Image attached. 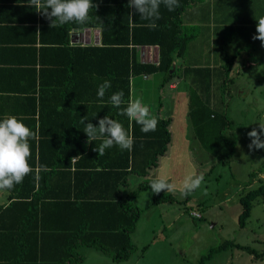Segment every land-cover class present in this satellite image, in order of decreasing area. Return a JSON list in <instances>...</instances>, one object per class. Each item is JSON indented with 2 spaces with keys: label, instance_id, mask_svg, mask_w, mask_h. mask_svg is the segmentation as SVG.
<instances>
[{
  "label": "crops",
  "instance_id": "obj_1",
  "mask_svg": "<svg viewBox=\"0 0 264 264\" xmlns=\"http://www.w3.org/2000/svg\"><path fill=\"white\" fill-rule=\"evenodd\" d=\"M185 1L179 0V4ZM128 2L93 0L86 23H57L52 28L51 22L29 7L27 0H0V119L14 115L35 133L29 141V163L34 166L37 189L40 184L45 202L72 195L80 179L77 169H88L82 163L93 161H85L80 152L82 148L87 152L99 140L86 146L85 124L81 123L86 117V122L98 125L100 117L97 108L90 105L93 102L83 99L94 100L97 93V57L95 52L87 54V50L102 47L103 36L116 48L128 43L129 14L134 11ZM177 9L169 11L162 4L159 20L173 19ZM260 16H264V0H191L179 14L183 35L189 40L183 55L175 53L176 67L172 71V66L170 73L176 71L177 76L169 82L160 72L131 78V99H140L155 117L160 114L173 119L169 151L150 179L163 174L179 187L186 175L206 174L210 171L206 166L216 164L194 134L188 115L191 77L187 78L186 70L211 69V84L221 82L224 66L232 61L233 73L234 67L245 61L240 58L241 52L260 42L252 39L256 34L255 18ZM136 18L145 21L139 14ZM136 57L141 64L159 65L160 48L137 46ZM119 60L123 71V55ZM254 64L251 60L246 65ZM161 100L163 107L159 109L157 103ZM41 166H47V170H40ZM132 178L137 185L142 181ZM6 192V201L0 203V264H51L49 247L44 245V259L38 249L40 241L36 239H40L41 229L29 222L27 208L12 204ZM164 193L182 194L179 190ZM4 197L0 192V198ZM55 224L64 223L58 220Z\"/></svg>",
  "mask_w": 264,
  "mask_h": 264
},
{
  "label": "trees",
  "instance_id": "obj_2",
  "mask_svg": "<svg viewBox=\"0 0 264 264\" xmlns=\"http://www.w3.org/2000/svg\"><path fill=\"white\" fill-rule=\"evenodd\" d=\"M189 3L191 0L179 4L173 19L155 21L157 25L155 28L149 26V21L142 22L134 15L130 20L128 43L124 46L116 48L110 39L103 36L102 47L87 50V54L95 52L97 57V89L104 80L111 81L112 85L102 99L97 97V93L94 100L83 98L93 102L90 105L97 108L99 119L103 115H108L122 124L120 113L131 98V78L160 72L164 74L165 82H169L177 76L176 71L170 73L175 53L183 55L186 42L189 40L183 35L179 14ZM143 45L159 46V65L138 62L136 47ZM84 53L86 52L83 51ZM120 55H123V71ZM231 63L223 68L222 86L226 93L227 86L233 80L230 78ZM186 71L187 78L191 77L188 115L194 134L202 148L213 156L216 162L207 173L210 174L217 164H227L236 152L235 144L226 135L230 120L226 111L212 106V96L209 95L212 91L213 79L211 69L188 68ZM86 73L89 75L88 68ZM118 91L124 93V104L120 108L114 107L109 99ZM162 104L161 100L159 109L163 107ZM156 118L158 120L156 130L144 133L139 124L123 115V126L134 140L130 151L113 146L106 149L104 155L99 156L94 148L99 146L101 140L94 142L93 147L87 152L82 148L80 152L85 157V161H93L91 164L82 163V167L88 169H77L80 179L75 185L74 193L66 199L45 202L40 184L37 189L38 182L34 172L30 173L32 177H25L22 183L8 190L10 200L14 201L12 204L25 206L29 214H26L29 222H33L36 229H41V237L36 239V242L40 241L38 249L43 259L44 245L52 252V259L48 260L51 264H82L85 258L78 251L82 247L94 248L115 262H125L131 258L136 250L132 235L137 229L142 213L141 209L134 205L137 194L151 189L150 183L153 179L149 177L160 166L161 158L167 155L172 140L173 119L160 114ZM132 177L142 179L134 191L130 190ZM127 188L128 192H126ZM186 196L188 200L189 196ZM262 196H264V183L240 196L242 212L239 216V226L241 228L247 226L253 203ZM176 199L173 194L164 192L154 194L156 204L172 202ZM58 220H63L64 224L56 225ZM16 240L19 242V238ZM229 249H238L253 255L258 260H264V251L259 252L250 246L226 241L212 248L198 264H206L218 253Z\"/></svg>",
  "mask_w": 264,
  "mask_h": 264
},
{
  "label": "rangeland",
  "instance_id": "obj_3",
  "mask_svg": "<svg viewBox=\"0 0 264 264\" xmlns=\"http://www.w3.org/2000/svg\"><path fill=\"white\" fill-rule=\"evenodd\" d=\"M241 57L245 61L231 71L233 80L227 86L228 92L223 90L221 81L211 84L213 90L209 94L212 106L228 114L230 127L226 135L236 147L232 159L225 165L217 164L210 174L203 173V183L188 194V200L179 194L175 201L156 204L151 189L139 192L134 205L142 213L132 235L136 250L131 258L115 262L94 248L82 247L84 264H198L212 248L226 241L264 251V196L253 203L247 226H239L240 196L264 183V149L250 151L247 137L249 131L259 128L258 123L264 122V47L258 42L250 50L244 49ZM251 60L255 64L247 66ZM191 163L194 164L193 159ZM206 168L211 170L213 164ZM136 186L137 181L132 178L130 190ZM0 192L5 194L1 203L8 194L6 190ZM193 211L202 218L193 217ZM206 264H264V260L229 249Z\"/></svg>",
  "mask_w": 264,
  "mask_h": 264
},
{
  "label": "clouds",
  "instance_id": "obj_4",
  "mask_svg": "<svg viewBox=\"0 0 264 264\" xmlns=\"http://www.w3.org/2000/svg\"><path fill=\"white\" fill-rule=\"evenodd\" d=\"M29 7L35 8L42 13L51 23L52 28L68 23L84 24L88 20L89 12L93 8V0H27ZM164 5L169 11H174L179 7V0H129L128 7L134 11L129 14L130 18L139 14L143 20L149 21V26L155 28V21L159 20L160 7ZM257 21L256 34L253 40H259L264 47V16L255 18ZM111 81L104 80L98 86L97 97L102 99L108 89L111 88ZM124 93L118 91L110 96V103L120 108L124 104ZM121 115H126L129 120L135 121L141 126V131L148 133L155 131L158 125L157 118L150 113L149 107L140 99H129L122 109ZM81 123L85 124L84 132L87 135L86 146L93 141L102 142L94 151L99 156L105 154V150L113 146H119L121 150H131L133 147V137L117 120L106 115L98 120V125L86 122V117L81 118ZM259 128H253L247 133L250 140L248 148L250 151L264 149V122H260ZM35 133L19 118L14 115H6L0 119V191L11 190L15 185L23 182L24 178L33 172L29 163L31 157V145L29 141L33 139ZM71 159V163L77 160ZM43 171L47 166H41ZM204 181V176L189 174L186 175L181 184L170 182L168 176L157 174L151 181L150 187L154 194L161 192H175L179 190L183 195H188L200 188Z\"/></svg>",
  "mask_w": 264,
  "mask_h": 264
},
{
  "label": "built area",
  "instance_id": "obj_5",
  "mask_svg": "<svg viewBox=\"0 0 264 264\" xmlns=\"http://www.w3.org/2000/svg\"><path fill=\"white\" fill-rule=\"evenodd\" d=\"M191 215L193 216V217H195V218H202V216H201V214H199L198 212H195V211H193L192 213H191Z\"/></svg>",
  "mask_w": 264,
  "mask_h": 264
},
{
  "label": "water",
  "instance_id": "obj_6",
  "mask_svg": "<svg viewBox=\"0 0 264 264\" xmlns=\"http://www.w3.org/2000/svg\"><path fill=\"white\" fill-rule=\"evenodd\" d=\"M175 67H176V65L174 64V65H173V69H172V71H174V70H175V69H174Z\"/></svg>",
  "mask_w": 264,
  "mask_h": 264
}]
</instances>
